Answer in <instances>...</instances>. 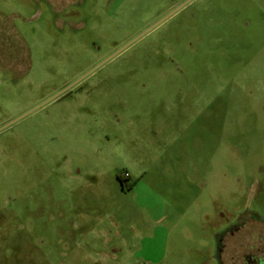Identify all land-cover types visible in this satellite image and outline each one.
<instances>
[{
    "label": "rangeland",
    "instance_id": "obj_1",
    "mask_svg": "<svg viewBox=\"0 0 264 264\" xmlns=\"http://www.w3.org/2000/svg\"><path fill=\"white\" fill-rule=\"evenodd\" d=\"M249 254L264 0H0V264Z\"/></svg>",
    "mask_w": 264,
    "mask_h": 264
},
{
    "label": "flooded vegetation",
    "instance_id": "obj_2",
    "mask_svg": "<svg viewBox=\"0 0 264 264\" xmlns=\"http://www.w3.org/2000/svg\"><path fill=\"white\" fill-rule=\"evenodd\" d=\"M118 182L120 183L121 187L124 185V178H118ZM244 260L246 261V264H264V261H262L260 258L255 257L252 254L244 255Z\"/></svg>",
    "mask_w": 264,
    "mask_h": 264
},
{
    "label": "crops",
    "instance_id": "obj_3",
    "mask_svg": "<svg viewBox=\"0 0 264 264\" xmlns=\"http://www.w3.org/2000/svg\"><path fill=\"white\" fill-rule=\"evenodd\" d=\"M129 190V189H128ZM214 236V239H216V234H213ZM166 240H167V242L169 241V232L167 231L166 232ZM215 245H216V241H215ZM199 250H197L196 252H198ZM216 251H217V249H216ZM214 258L216 257V255L214 254V256H213ZM185 262H186V264H188V261H186L185 260Z\"/></svg>",
    "mask_w": 264,
    "mask_h": 264
},
{
    "label": "trees",
    "instance_id": "obj_4",
    "mask_svg": "<svg viewBox=\"0 0 264 264\" xmlns=\"http://www.w3.org/2000/svg\"><path fill=\"white\" fill-rule=\"evenodd\" d=\"M119 178V177H118Z\"/></svg>",
    "mask_w": 264,
    "mask_h": 264
}]
</instances>
